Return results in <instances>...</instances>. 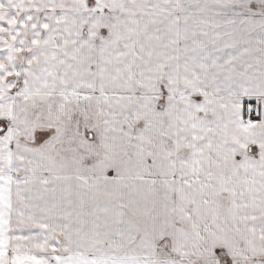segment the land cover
I'll return each mask as SVG.
<instances>
[{
	"label": "snow or ice",
	"instance_id": "1",
	"mask_svg": "<svg viewBox=\"0 0 264 264\" xmlns=\"http://www.w3.org/2000/svg\"><path fill=\"white\" fill-rule=\"evenodd\" d=\"M0 264H264V0H0Z\"/></svg>",
	"mask_w": 264,
	"mask_h": 264
}]
</instances>
